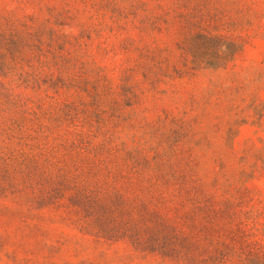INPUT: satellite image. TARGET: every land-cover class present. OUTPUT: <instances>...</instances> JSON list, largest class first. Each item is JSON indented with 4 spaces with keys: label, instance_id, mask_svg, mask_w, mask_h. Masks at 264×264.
I'll return each instance as SVG.
<instances>
[{
    "label": "rangeland",
    "instance_id": "374dc122",
    "mask_svg": "<svg viewBox=\"0 0 264 264\" xmlns=\"http://www.w3.org/2000/svg\"><path fill=\"white\" fill-rule=\"evenodd\" d=\"M0 264H264V0H0Z\"/></svg>",
    "mask_w": 264,
    "mask_h": 264
}]
</instances>
